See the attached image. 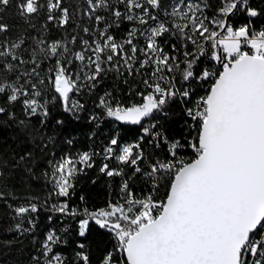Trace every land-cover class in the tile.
<instances>
[{
	"label": "snow or ice",
	"instance_id": "1",
	"mask_svg": "<svg viewBox=\"0 0 264 264\" xmlns=\"http://www.w3.org/2000/svg\"><path fill=\"white\" fill-rule=\"evenodd\" d=\"M12 4L13 0H0V13ZM62 4L63 0H18L15 7L26 19L46 13L49 22L63 27L70 15ZM87 5L97 28L92 43L83 41V51L69 48L75 37L50 43L40 39L25 59L20 52L23 39L0 42V97L6 104L22 103L30 116L47 117V101L38 99L41 85L54 94L53 101H61L65 112H71L83 108L71 96L94 91L108 72L142 77L145 90L136 93L141 97L139 103L126 105L105 92L98 107L108 118L141 126L144 135L138 142L121 144L112 138L104 149V160L131 167L132 174L148 179L151 188L146 196L137 197L125 180L123 203L109 202L106 208L90 211L70 207L65 200L53 204L51 210L84 217L79 221L81 236L90 221L112 233L117 251L126 255V264H264V29H254L251 20L233 27L229 20L240 13L256 18L264 15V9L253 7L250 0H220L218 14L210 18L204 14L209 5L202 8L191 0H171L170 6H164L162 0H87ZM124 21L133 27L118 39L109 30ZM8 30L7 24L0 23V33ZM165 34L183 41L181 54L175 44L171 54L164 50L160 38ZM74 60L79 63L74 65ZM206 60L219 64L222 70H197L198 62ZM45 61L49 63L42 69ZM15 62L33 65L21 75L34 76L37 82L21 84L20 76L10 82L8 75L18 66ZM208 81L206 95L186 109L196 135L188 144L195 158L185 159L178 151L184 145L170 143L159 131H152L158 123L155 115H169L165 108L174 101L188 104L195 92L192 83ZM6 112L8 108L0 105V116ZM8 114L14 118V113ZM149 119L154 122L145 127ZM149 136V143L157 148L161 142L167 146L163 156L155 151L145 155L141 145ZM93 155L86 151L78 159L57 161L50 174V195L70 198L76 176L83 174L84 168L94 167ZM99 170L110 178L124 175L123 168L110 167L107 162ZM3 175L0 171V177ZM161 189L165 196L157 199L155 193ZM0 199H4L2 192ZM80 199L83 201V196ZM39 210L35 203L15 207L20 218L15 230L21 234L32 231L35 223L29 214ZM25 218L30 228L22 227ZM61 242L55 231H50L40 256L33 257L35 264H65L66 257L55 251ZM76 256L90 264L87 254L78 252ZM102 264H113V254H106Z\"/></svg>",
	"mask_w": 264,
	"mask_h": 264
},
{
	"label": "trees",
	"instance_id": "2",
	"mask_svg": "<svg viewBox=\"0 0 264 264\" xmlns=\"http://www.w3.org/2000/svg\"><path fill=\"white\" fill-rule=\"evenodd\" d=\"M17 2L18 0H13V4L0 13V23L7 24L9 28L7 33H0V42L10 44L23 39L24 45L20 52L25 59H28L31 51L37 47L35 41L40 39L50 43L71 41L75 37V44H69V48L73 52H78L85 48L83 41L92 43L96 38L97 25L94 16L90 17L88 14L87 0H63L62 7H67L70 15L68 24L63 27L55 22H49L46 13L28 19L20 16L15 7ZM191 2L200 4L202 8L209 5L204 8V14L210 18L218 14L216 8L220 0H191ZM162 3L164 6H170L171 0H162ZM250 3L257 9H264V0H250ZM55 15L59 14L55 13ZM161 19L165 18L161 16ZM229 20L233 27H239L248 23L249 20L253 28L264 27V15L249 18L245 13H240L230 17ZM149 23L153 22L149 21ZM132 27V23L124 21L119 28L113 27L109 31L118 39H123ZM85 28L88 29L87 32L84 31ZM143 42V37H140L138 43L142 46ZM160 43L170 54L173 44L180 50L178 55L183 51L181 48L183 41L178 36L165 34L160 38ZM24 49H27V52ZM192 49L193 46L189 44V50ZM137 55L140 56V53L138 52ZM201 59L204 60L203 57ZM15 63L18 64V62ZM48 63L45 61L41 68L44 69ZM73 63L76 65L79 62L74 60ZM212 65L213 62L210 60L204 63L198 62L197 70ZM32 67L31 64H18L16 70L8 75V80L15 82V78L20 76L21 84H25L26 80L36 83L34 76L21 75L30 72ZM206 86L205 82H193L192 87L195 92L191 101L188 104L174 101L168 105L169 115L160 118L158 131L169 141H179L184 145L185 148L179 150L184 158L192 156L188 144L194 137V131L190 127L192 120L187 116L186 109L205 92ZM39 87L42 95L38 99L41 103L47 101L49 111L47 117L39 114L30 116L22 103L6 104L0 97V105L8 108V112L14 113V118H11L8 112L0 116V171L4 173L0 177V192L4 193V199H0V264H35L33 257L40 256L42 243L46 235L53 230L62 241L55 246V251L66 257L65 264H83L77 259L78 252L87 254L90 264H102L106 254L113 253L115 249L112 233L101 228L94 221H90L85 234L81 236L78 223L84 217L62 215L53 212L51 206L67 200L70 207L78 210L87 207L90 211H94L100 207L106 208L109 202H124L121 199V186L125 180L128 181L137 197L146 196L149 193L151 184L148 179L141 177L138 173L133 175L134 170L129 166L118 165L114 160H104V149L112 138H118L121 144L138 142L143 136L141 126L123 124L108 118L104 115L103 109L98 107L99 98L105 92H111L116 100L126 105L139 103L141 97L136 93L145 90L142 77L128 76L127 72L123 75L114 71L108 72L94 91L85 90L71 96L72 101H78L83 105L82 109L71 112L64 111L59 99L52 100L54 94L49 89L43 85ZM94 115L100 119L92 120L91 117ZM21 121L24 123L21 124ZM141 147L144 148L146 156L153 151L163 156L166 151L165 147L155 150L149 143L148 137H145ZM86 151L94 153V167L84 168V173L76 176L71 197L50 195L53 192L52 184L49 182L53 165L63 157L78 159L79 154ZM21 157L24 159L21 160ZM105 162L110 167L123 168L124 175L110 178L101 173L99 169ZM78 167L81 166L78 165ZM45 173L49 175L46 176ZM155 195L157 199H163L165 190L161 189ZM81 196L84 198L83 201L80 199ZM29 203L37 204L40 210L29 214L35 223V228L21 234L15 230V225L20 222V218L16 217L13 209ZM22 227H31L27 218L24 219ZM81 244L84 245L83 248L79 247ZM41 259H43L42 256ZM114 263L126 264V259L125 257L115 258Z\"/></svg>",
	"mask_w": 264,
	"mask_h": 264
},
{
	"label": "built area",
	"instance_id": "3",
	"mask_svg": "<svg viewBox=\"0 0 264 264\" xmlns=\"http://www.w3.org/2000/svg\"><path fill=\"white\" fill-rule=\"evenodd\" d=\"M254 29H256V30H261V29H264V27L263 26H261V27H259V28H254ZM206 47H207V45H206ZM245 50H248V49H245ZM220 53L223 55V52L222 51H220ZM213 69H218V70H222V67L219 65V64H216L215 62H213V65L211 66ZM206 84H207V86H206V90H205V92L203 93V94H201L197 99H195L194 101H193V103L195 102V101H198L199 100V98L200 97H202V96H204V95H206V93H207V90H208V88L210 87V84H211V81H208V82H205ZM193 103L191 104V106L193 105ZM168 106L165 108V111L166 112H168ZM162 116H164V115H162V114H156L155 115V119H156V121H158V123H157V127L155 128V129H152V131H158V128H159V126H160V118L162 117ZM152 122H154V121H152L151 119H149V120H146V123L144 124V126L145 127H147V126H149V124L150 123H152ZM194 122L192 121V124H193ZM193 130V129H192ZM194 131V130H193ZM142 135H144V133H143V130H142ZM195 135H196V133H195V131H194V137H193V139L195 138ZM149 138V140L151 139V137L149 136L148 137ZM193 139H191V140H193ZM170 143H171V141H169ZM173 142H175V141H173ZM181 144V143H180ZM152 145L154 146V149L155 150H161L162 148H167V146L166 145H164L163 144V142H161V144H160V147L159 148H157L156 146H155V143H152ZM182 145V144H181ZM185 147H182V148H180V149H178V151L179 150H183ZM191 152H192V156L191 157H189V158H185V159H194L195 158V153L193 152V150L191 149ZM121 203H123V202H121ZM103 207H100V208H98V209H102ZM98 209H96V210H98ZM95 211V210H94ZM78 226H79V223H78ZM80 228V227H79ZM112 237H113V242H114V247H115V249H114V252L112 253L113 254V264H118V263H114V259L115 258H119V259H123L124 257H125V254H122L121 252H119V251H117V248H116V240H115V238H114V235L112 234Z\"/></svg>",
	"mask_w": 264,
	"mask_h": 264
},
{
	"label": "rangeland",
	"instance_id": "4",
	"mask_svg": "<svg viewBox=\"0 0 264 264\" xmlns=\"http://www.w3.org/2000/svg\"><path fill=\"white\" fill-rule=\"evenodd\" d=\"M187 2H189L188 0H185V3H187ZM220 51H222L223 52V50L222 49H220Z\"/></svg>",
	"mask_w": 264,
	"mask_h": 264
},
{
	"label": "water",
	"instance_id": "5",
	"mask_svg": "<svg viewBox=\"0 0 264 264\" xmlns=\"http://www.w3.org/2000/svg\"><path fill=\"white\" fill-rule=\"evenodd\" d=\"M125 259H126V255H125Z\"/></svg>",
	"mask_w": 264,
	"mask_h": 264
}]
</instances>
